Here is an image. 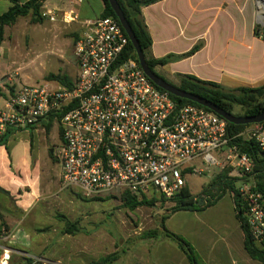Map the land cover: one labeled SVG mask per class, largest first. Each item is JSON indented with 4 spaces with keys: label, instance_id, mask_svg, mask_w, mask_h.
Here are the masks:
<instances>
[{
    "label": "built area",
    "instance_id": "obj_1",
    "mask_svg": "<svg viewBox=\"0 0 264 264\" xmlns=\"http://www.w3.org/2000/svg\"><path fill=\"white\" fill-rule=\"evenodd\" d=\"M256 1L257 17L264 18L259 13L264 0ZM41 17L66 25L78 20L73 12L49 10ZM128 44L115 18L84 22L75 45L78 75L72 86L20 87L0 110V137L53 115L62 131L55 153L62 186L88 198L113 191H120L121 197L129 191L172 201L187 186L188 175L203 172L196 163L227 171L252 239L264 251V190L258 187L264 171L255 170L253 158L236 141H253L264 155V125L252 124L230 136L229 123L217 114L193 104L177 105L137 61L116 66ZM235 192H230L232 198ZM9 260L4 250L0 264Z\"/></svg>",
    "mask_w": 264,
    "mask_h": 264
},
{
    "label": "crops",
    "instance_id": "obj_2",
    "mask_svg": "<svg viewBox=\"0 0 264 264\" xmlns=\"http://www.w3.org/2000/svg\"><path fill=\"white\" fill-rule=\"evenodd\" d=\"M0 5L4 7L0 12L3 15L13 2L0 0ZM255 7L254 0H163L145 7L143 18L152 39L148 56L153 59L172 56L169 63L157 66L156 70L176 86L183 75L228 90L262 87L264 40L260 31L256 35ZM44 10L59 14L73 12L78 20L68 26H74L80 37L82 24L101 18L105 3L46 0L41 12ZM16 24L6 27L5 34L7 28ZM5 36L0 60L8 53ZM196 46L199 49L193 55L183 57ZM15 51L12 48L11 53ZM3 98L5 103L0 110L5 108L9 96ZM61 144L60 121L48 116L34 127L13 133L0 146V194L9 202L8 214L1 213L7 224L14 227L11 232L0 229V261L4 250L28 255L36 246L40 253L47 247L40 230L47 225L50 199L58 195L60 198L67 189L76 190L62 186V167L55 155ZM167 217V229L188 242L202 264H262L245 249L231 197L222 198L203 211H178ZM26 222L30 225L26 226ZM37 238L36 244L33 239ZM148 250L141 256L137 253L140 260L137 264H191L178 244L166 236L154 240Z\"/></svg>",
    "mask_w": 264,
    "mask_h": 264
},
{
    "label": "rangeland",
    "instance_id": "obj_3",
    "mask_svg": "<svg viewBox=\"0 0 264 264\" xmlns=\"http://www.w3.org/2000/svg\"><path fill=\"white\" fill-rule=\"evenodd\" d=\"M3 8L0 5V12ZM254 14L256 29L264 36V18L258 20L256 7ZM5 35L8 53L0 60V96L10 99L23 86L64 87L54 80L56 75H66L72 83L76 80L74 51L79 32L74 26L46 20L34 23L28 16L7 28ZM12 48L16 49L13 54ZM3 97L0 106L5 103ZM234 114L242 116L244 109L235 107ZM195 167L203 172L188 175L186 182L192 195L200 196L220 172L215 166L201 163ZM230 197L228 191L222 195L223 199ZM156 200L152 205L131 210L124 206L120 191L88 198L77 189H67L47 205V225L40 230L47 247L41 253L36 246L28 255L10 254V264H137L140 262L137 253L143 255L154 240L166 236L165 221L174 213L172 201H164L160 196ZM8 205L6 197L0 194V229L11 232L14 227L7 224L1 213L8 214ZM33 240L39 242L38 238Z\"/></svg>",
    "mask_w": 264,
    "mask_h": 264
},
{
    "label": "trees",
    "instance_id": "obj_4",
    "mask_svg": "<svg viewBox=\"0 0 264 264\" xmlns=\"http://www.w3.org/2000/svg\"><path fill=\"white\" fill-rule=\"evenodd\" d=\"M45 1L46 0H28L25 3H19L16 0H12L13 6L9 9L8 12L3 15H0V47L2 42L4 41L5 28L16 24L20 17H27L30 15L34 23H41L43 21L41 17V10ZM103 1L105 3V10L102 17H113L118 21L108 0ZM161 1L163 0H117L123 14L125 15L128 23L130 24L135 34V37L139 42V45L141 46L146 56V60L149 67L154 73H156L158 76L167 81L163 76H161L157 72L156 68L157 66L166 65L173 58L172 56H167L162 59L149 58L148 52L152 46V39L145 24L142 13L145 7H148ZM256 35H259V31L257 29ZM198 49L199 46L194 47L189 53L183 55V57L193 55ZM130 59L138 62L136 51L129 41L127 49L117 60L116 66H120L121 64ZM53 78L64 87L69 88L72 86V81L66 75H56ZM167 82L170 83L169 81ZM174 86L183 91L203 97L208 101H211L218 107L222 108L226 112L233 114L234 116H236L234 114L235 107L243 108L244 114L242 116L237 117L257 116L264 112V86L258 88H239L235 90H228L218 84L201 81L193 76L183 75L180 76V85ZM169 96L179 106L186 104H193L199 106L188 100L177 98L170 94ZM199 107L204 108L202 106ZM49 117H51L52 119L55 118L53 115H50ZM261 125H264V122L261 123ZM248 126L250 125L238 126L229 124V135L235 136L242 132ZM15 132L16 131L8 130L4 135H2V137H0V146L5 145L9 136ZM236 141L240 144L241 150L249 154L253 158L255 163V170L257 172L264 171V156L261 149L253 141L245 142L240 138ZM262 179L264 180V175H259L258 187L264 190V181ZM234 184V181L227 177V171H225L220 172L216 176V178L209 183L208 187L203 190V195H192L187 185L183 189L182 193L176 196L174 200H172V202L175 204L173 212L175 213L178 211H203L209 207H212L214 204L217 203L218 200L222 198V195L227 191L235 192ZM121 197L123 198L124 206L131 210H135L136 208L144 205H152L155 201H157L156 197L148 199V197L145 195H134L129 191H123L121 193ZM161 198L165 201L164 197ZM233 200L235 203L237 219L240 222V226L244 235L245 249L252 259L264 264V251L261 250L252 239L251 233L246 222V218L244 216V211L241 209L239 196L236 194V192L233 196ZM165 232L167 237L171 238L178 244L179 248L185 253L191 264H202L199 260L197 253L188 242L168 230H166Z\"/></svg>",
    "mask_w": 264,
    "mask_h": 264
},
{
    "label": "water",
    "instance_id": "obj_5",
    "mask_svg": "<svg viewBox=\"0 0 264 264\" xmlns=\"http://www.w3.org/2000/svg\"><path fill=\"white\" fill-rule=\"evenodd\" d=\"M112 10L114 11L121 27L123 28L124 32L126 33L127 37L129 38L130 43L132 44L133 48L136 51V55L138 58V63L143 70L144 74L151 80V82L161 90L167 92L168 94L175 96L177 98L188 100L192 103H195L199 106H202L211 112L217 114L221 118L225 119L229 124L232 125H252V124H261L264 122V112L257 116H245V117H237L234 116L231 113L226 112L222 108L218 107L211 101H208L207 99L200 97L198 95L183 91L174 85L168 83L163 78L158 76L156 73H154L151 68L149 67L146 56L139 45V42L137 38L135 37V34L128 23L125 15L123 14L117 0H108ZM264 156V155H263Z\"/></svg>",
    "mask_w": 264,
    "mask_h": 264
},
{
    "label": "bare ground",
    "instance_id": "obj_6",
    "mask_svg": "<svg viewBox=\"0 0 264 264\" xmlns=\"http://www.w3.org/2000/svg\"><path fill=\"white\" fill-rule=\"evenodd\" d=\"M261 10H260V12L259 13H264V2H261ZM258 20L259 21H263V17L262 16H259L258 17Z\"/></svg>",
    "mask_w": 264,
    "mask_h": 264
}]
</instances>
